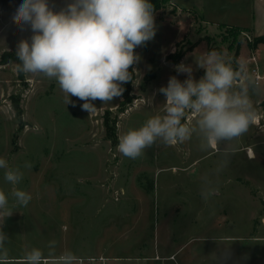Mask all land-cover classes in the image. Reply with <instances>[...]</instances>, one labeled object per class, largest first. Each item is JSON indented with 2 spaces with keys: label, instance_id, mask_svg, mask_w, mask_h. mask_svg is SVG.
I'll return each instance as SVG.
<instances>
[{
  "label": "rangeland",
  "instance_id": "374dc122",
  "mask_svg": "<svg viewBox=\"0 0 264 264\" xmlns=\"http://www.w3.org/2000/svg\"><path fill=\"white\" fill-rule=\"evenodd\" d=\"M67 2L50 0L56 10ZM21 3L0 0V157L21 170L16 187L32 196L18 205L0 169L13 212L3 225L11 264L32 248L47 253L52 241L57 254L102 256L108 264H264V85L248 84L256 120L230 143L234 152L219 173L223 146L201 150L196 134L174 145L158 142L136 159L117 149L121 135L163 113L158 89L171 76L186 78L176 65L191 64L199 79L204 73L195 60L215 49L234 69L244 63L248 78L252 52L264 67V43L254 49L247 30L264 33V2L170 0L154 13L155 37L136 48L141 59L128 100L94 101L91 114L77 97L66 105L54 78L19 77L9 54L24 39L12 22ZM185 122L194 125L195 118L188 114ZM206 179L216 189L207 200ZM151 257L161 260L143 259Z\"/></svg>",
  "mask_w": 264,
  "mask_h": 264
},
{
  "label": "clouds",
  "instance_id": "9594fccd",
  "mask_svg": "<svg viewBox=\"0 0 264 264\" xmlns=\"http://www.w3.org/2000/svg\"><path fill=\"white\" fill-rule=\"evenodd\" d=\"M12 22L22 31L30 28V39H21L16 57L20 63L17 72L42 74L55 79L63 93L66 105L74 102L70 97L84 101L82 109L90 114L97 107L94 101L107 103L119 98L123 85L132 79L130 67L141 59L135 53L156 35L153 4L150 0H70L56 10L50 0H22L12 16ZM203 75L196 79L191 64L175 66L178 74H186L180 80L171 76L167 86L158 92L163 94V113L149 117L138 129H130L119 137L117 149L124 156L136 159L146 149L157 145L183 143L199 136L201 150L223 146L224 162L217 168L222 171L234 149L230 143L241 137L256 120V111L249 98L246 65L231 62L215 49L202 52L195 60ZM239 88V90H236ZM152 102V100H151ZM191 114V122L182 123ZM25 167L31 164L26 162ZM0 169L4 179L12 185L11 197L18 205L27 206L30 193L16 187L23 173L9 166L0 157ZM206 179L201 196L207 200L216 191ZM9 198L0 190V264H11L6 242L8 234L3 230L6 218L13 212L8 209ZM227 252L224 259H228ZM19 264H83L71 250L57 254L56 242L42 249L32 248L19 260Z\"/></svg>",
  "mask_w": 264,
  "mask_h": 264
},
{
  "label": "trees",
  "instance_id": "16d2710c",
  "mask_svg": "<svg viewBox=\"0 0 264 264\" xmlns=\"http://www.w3.org/2000/svg\"><path fill=\"white\" fill-rule=\"evenodd\" d=\"M169 1L170 0H150V3L153 4L154 13H156L157 11L162 9L165 4L169 3ZM31 35H32V32H31L30 28L26 27L25 34H24V39H30ZM261 43H264V34L254 38V43H253L252 47H254V49H255L256 46L258 44H261ZM15 53L16 52H11V54H9V56H10V58L12 60L15 61L16 65H17L18 63H20V61H18ZM135 53H136V49H135ZM176 58L178 60L179 58H181V56L180 55H176ZM129 71L131 72L132 79H131V81H129V82H127V83H125L123 85V87L125 89L123 94H122L123 101L124 100L126 101V99L128 100V97H129V92H130V89H131V83H132L133 77H134L133 65H132V67H130ZM18 75H19L20 78L23 77V73L22 72H18Z\"/></svg>",
  "mask_w": 264,
  "mask_h": 264
},
{
  "label": "built area",
  "instance_id": "2783aa9c",
  "mask_svg": "<svg viewBox=\"0 0 264 264\" xmlns=\"http://www.w3.org/2000/svg\"><path fill=\"white\" fill-rule=\"evenodd\" d=\"M248 74L251 80V84L255 87H261L264 85V67L259 65L255 53L252 52L248 57ZM84 262H99V264H108L106 257L99 256L97 258H80Z\"/></svg>",
  "mask_w": 264,
  "mask_h": 264
},
{
  "label": "crops",
  "instance_id": "0c3cea01",
  "mask_svg": "<svg viewBox=\"0 0 264 264\" xmlns=\"http://www.w3.org/2000/svg\"><path fill=\"white\" fill-rule=\"evenodd\" d=\"M261 1L262 2H264V0H257V2L258 3H261ZM174 7L176 8V6L174 5ZM176 10H177V8H176ZM263 11V10H262ZM179 12V13H178ZM177 12V14H180L181 13V11H178ZM181 15V14H180ZM248 31H250L251 33H252V35H253V37H258V36H261V35H263V34H261V35H255L251 30H249V29H247ZM262 67H263V65H262ZM171 256V255H170ZM170 256H168V257H164V258H162V259H164V260H171L173 257H170ZM113 259H119V258H113ZM143 259H145V260H151V261H157V260H161V259H156V258H154V257H151V258H143ZM85 263V262H84ZM83 263V264H84Z\"/></svg>",
  "mask_w": 264,
  "mask_h": 264
}]
</instances>
